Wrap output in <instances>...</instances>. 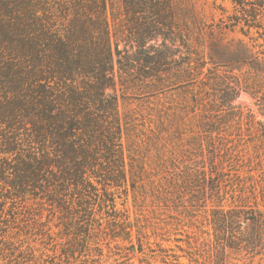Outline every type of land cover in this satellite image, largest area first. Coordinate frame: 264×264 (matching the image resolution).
<instances>
[{
  "label": "trees",
  "instance_id": "obj_1",
  "mask_svg": "<svg viewBox=\"0 0 264 264\" xmlns=\"http://www.w3.org/2000/svg\"><path fill=\"white\" fill-rule=\"evenodd\" d=\"M232 1L256 21L250 27H260L264 0ZM195 2L0 0V264H46L50 252L63 264H79L94 250L96 204L109 214L117 210L118 192L145 188L148 168L131 156L135 152L125 145L117 98L107 93L117 83L116 65L120 81L158 90L203 85L218 91L215 96L224 102L219 98L224 80L219 73L212 78L208 67L227 66L224 28L200 19ZM117 25L120 30L114 32ZM195 100L187 113L166 121L168 128L190 121L208 134L210 157L202 155V168L191 178L217 199L219 147L213 135L229 124L209 109L207 97ZM166 125L160 130L166 132ZM167 138L156 137L160 147L152 158L163 174L170 173L177 157ZM154 188L157 198L171 194L161 183ZM212 213L224 249L258 253L264 240L260 209L220 205ZM117 218L114 225L131 238ZM117 230L114 238L122 235ZM179 258L173 264H182Z\"/></svg>",
  "mask_w": 264,
  "mask_h": 264
},
{
  "label": "rangeland",
  "instance_id": "obj_2",
  "mask_svg": "<svg viewBox=\"0 0 264 264\" xmlns=\"http://www.w3.org/2000/svg\"><path fill=\"white\" fill-rule=\"evenodd\" d=\"M195 7L200 19L224 28L222 46L226 48L227 66L208 67L212 78L219 73L224 80L220 85L225 92L219 98L225 100L219 103L215 96L218 91L203 85L158 90L143 82L133 84L126 78L120 81L116 65L117 83L107 93L117 98L126 131L125 145L135 152L132 157L146 163L148 178L144 189L133 191L130 187L127 193L115 195L116 211L110 209L107 214L96 204L91 231L94 250L82 256L79 264H173L177 257L182 264H264V240L257 254L224 249L225 242L217 240L212 224V212L220 205L225 209H260L264 214V15L257 18L260 27L252 28L250 25H256V21L242 15L241 7L232 0H196ZM109 18L112 21V15ZM115 29L120 30L118 25L113 26L114 32ZM124 47L121 44L120 49ZM196 95L199 101L207 97L209 109L215 110L218 120L229 124L213 135L219 147L215 161L220 171L216 180L219 179L221 194L217 199L211 198L209 184L206 188L191 178L193 171L202 168V155L210 157L208 147L213 144L206 138L208 134L192 127L190 121H178L175 128H168L166 121L176 113H187L189 106H195ZM227 104L230 109L223 106ZM165 123L167 130L163 132L161 124ZM159 134L167 135L168 143L172 142L177 152L173 167L168 169L170 173L158 171L152 159L157 155L156 146L160 147L156 139ZM165 155L170 156L169 152ZM205 168L211 170L209 162ZM158 183L171 194L154 196ZM114 217L126 223L131 238L123 236L114 225ZM249 224L243 225L242 230ZM116 228L122 233L118 238L113 237ZM37 247L43 249L40 244ZM52 254L46 264H60L57 255Z\"/></svg>",
  "mask_w": 264,
  "mask_h": 264
}]
</instances>
